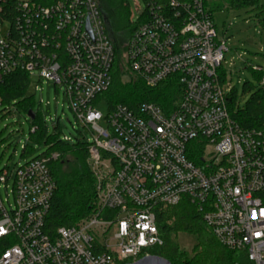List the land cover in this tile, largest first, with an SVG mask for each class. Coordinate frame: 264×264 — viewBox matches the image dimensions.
I'll return each mask as SVG.
<instances>
[{
    "label": "built area",
    "instance_id": "obj_1",
    "mask_svg": "<svg viewBox=\"0 0 264 264\" xmlns=\"http://www.w3.org/2000/svg\"><path fill=\"white\" fill-rule=\"evenodd\" d=\"M19 2L15 31L0 19V85L22 72L64 86L92 135L95 201L88 217L50 235L56 182L48 163L58 155L0 171V264L134 263L164 245L157 214L184 198L244 257L237 264H264V130L242 129L230 116L228 48L205 0H146L127 45L130 73L149 88L176 77L179 100L168 110L117 105L106 116L96 100L112 86L115 47L99 1Z\"/></svg>",
    "mask_w": 264,
    "mask_h": 264
},
{
    "label": "trees",
    "instance_id": "obj_2",
    "mask_svg": "<svg viewBox=\"0 0 264 264\" xmlns=\"http://www.w3.org/2000/svg\"><path fill=\"white\" fill-rule=\"evenodd\" d=\"M37 5L47 7L56 0H29ZM107 24L110 40L115 47V62L112 70L113 83L111 88L101 94L96 103L106 101L108 111L117 105H126L136 109L142 103H154L166 110L172 108L180 98V85L176 77L168 78L155 88H149L136 76L123 82V74L129 71L122 59V53L127 52L130 37L140 24L133 22L128 0H98ZM166 3L171 0H155ZM183 2L185 0H174ZM147 6L146 0H144ZM228 9L245 10L253 13L264 26V0H225ZM19 0H0V19L6 20L15 31V19L19 12ZM147 9L145 8V11ZM126 55V54H125ZM126 69V71H125ZM252 70V68H251ZM254 72L255 78L262 83L264 71ZM224 72V71H223ZM224 74V73H223ZM31 78L28 74L17 72L0 85V95L3 106L15 103L26 114L35 116L30 133V139L40 145H46L47 150L37 158L57 154L56 160H50L48 166L56 182V190L51 200L46 216V232L54 235L61 227H72L83 218L88 217L94 207L95 179L88 164L90 143L84 139L64 141L63 131L59 122L54 125V133L49 132L40 106L37 108L34 97L27 96ZM244 94L250 97L243 106L237 103L236 89L229 95L228 110L235 122L245 130H264V85L257 87L254 83L246 82L242 86ZM30 129V130H31ZM27 146L23 149L26 154ZM197 151H193L191 159L198 162ZM157 223L164 240L162 247L150 251V255L159 256L171 264H237L243 263L241 254L224 247L202 222L201 215L193 204L183 199L179 205L167 208L157 214ZM196 235L197 245L192 257L181 251L175 243L177 234ZM127 264V263H126Z\"/></svg>",
    "mask_w": 264,
    "mask_h": 264
},
{
    "label": "rangeland",
    "instance_id": "obj_3",
    "mask_svg": "<svg viewBox=\"0 0 264 264\" xmlns=\"http://www.w3.org/2000/svg\"><path fill=\"white\" fill-rule=\"evenodd\" d=\"M133 22H138L146 5L144 0H128ZM206 10L212 14L213 21L221 39L226 42L228 51L225 53L223 68L228 74L227 84L236 89L237 103L243 106L249 99V93L244 94L242 86L246 82L262 87L252 66H261L264 71V26L253 13L245 10L228 9L225 0H205ZM7 27H3V34ZM126 65V53H122ZM126 71V69H125ZM37 75V74H35ZM130 72L123 74V82L132 80ZM27 96L34 97L37 108L40 106L42 115L47 122L50 133H54V125L59 122L62 128V139H84L89 142L92 135L88 129L78 123L74 112L70 108L69 100L63 85L54 82L38 80L31 77ZM97 110L106 116L108 104L106 101L96 103ZM10 111V112H8ZM32 119L15 103L0 107V171L14 170L18 165L25 164L47 150L46 145H40L30 139ZM106 127L104 121L100 123ZM27 146L26 154L23 152ZM89 159V158H88ZM197 236L180 233L174 237L179 249L192 257L197 245Z\"/></svg>",
    "mask_w": 264,
    "mask_h": 264
},
{
    "label": "water",
    "instance_id": "obj_4",
    "mask_svg": "<svg viewBox=\"0 0 264 264\" xmlns=\"http://www.w3.org/2000/svg\"><path fill=\"white\" fill-rule=\"evenodd\" d=\"M28 116L32 120L35 118V116L31 112L28 114ZM127 264H171V263L162 257L150 255L143 257L134 263H127Z\"/></svg>",
    "mask_w": 264,
    "mask_h": 264
}]
</instances>
